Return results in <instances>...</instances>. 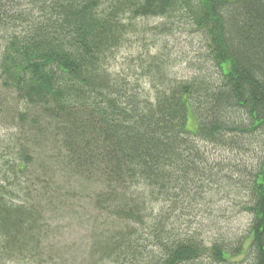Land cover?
I'll use <instances>...</instances> for the list:
<instances>
[{
  "label": "trees",
  "instance_id": "obj_1",
  "mask_svg": "<svg viewBox=\"0 0 264 264\" xmlns=\"http://www.w3.org/2000/svg\"><path fill=\"white\" fill-rule=\"evenodd\" d=\"M173 16L201 48L160 43L118 66L132 34L175 36L174 22L137 20ZM12 112L0 264L54 263L43 215L63 178L95 207L83 264H264V0H0V115ZM229 187L251 217L239 238L202 206Z\"/></svg>",
  "mask_w": 264,
  "mask_h": 264
},
{
  "label": "rangeland",
  "instance_id": "obj_2",
  "mask_svg": "<svg viewBox=\"0 0 264 264\" xmlns=\"http://www.w3.org/2000/svg\"><path fill=\"white\" fill-rule=\"evenodd\" d=\"M176 21L177 18L175 16L164 19L148 17L137 20V31L139 29L142 30V27L145 28L148 26V28H153L165 23L174 22L173 28L175 36L163 35L155 37V32H149L147 30L146 32L139 33L141 36L145 34V38L132 34L128 38L127 43H125L118 52V66L121 67L122 64H124L128 67V57H131V59L133 57L134 60H136L140 57L141 53L148 52L150 48H153L152 50L156 51L155 49L160 43L167 42L168 46H170L168 49L173 50L174 55L184 57L183 53L188 49L185 47L187 42L184 40L190 41L196 36L190 38V36L194 34L192 30H188L186 27H182L178 23L176 24ZM141 39H146L147 42L141 41ZM200 41H202V39L197 36L194 40L196 44L195 50L202 47L203 44L200 43ZM143 57H145V55ZM173 70L175 76H178L179 78L188 76V71H191L187 65L180 64H177ZM13 115V112L11 115H0V136L10 138L12 135L11 130H19L21 124L20 122L17 123V120L15 121V116ZM188 127L190 129L195 127V121L192 117L189 120ZM226 156L229 157L228 154ZM57 184L60 188L52 189L51 187L50 193L58 194L61 197V200L49 204L50 207H46L43 215L44 226L47 227L49 230V236H51L44 246V255L46 259H50L51 261L54 260L53 264H83L87 257V248H89L90 245H88L89 239L87 237V232L90 234V231L93 228L92 217L93 214H95V207L93 206L92 199L88 197L85 192L72 191L77 184L75 180L69 182L68 179L63 178L57 181ZM93 188L97 187L93 186ZM232 188L233 187H229L227 190L225 188L221 192L215 188V192L212 193L207 200L202 202V206L204 205L208 210L212 211L213 219L223 213L222 220H224L223 222L229 221V226L231 228H228L230 230L232 229L231 236L233 238H239L248 234L251 217L248 213L242 210L239 205H235V191ZM61 204L62 206H60ZM202 218H204V226H206L210 221V215L203 216ZM113 227L118 230L121 228L124 230L125 228V226L115 227V225H113ZM75 244L76 246L72 248ZM77 244L80 246V249L77 247ZM236 262L238 261H233L230 264L239 263Z\"/></svg>",
  "mask_w": 264,
  "mask_h": 264
}]
</instances>
